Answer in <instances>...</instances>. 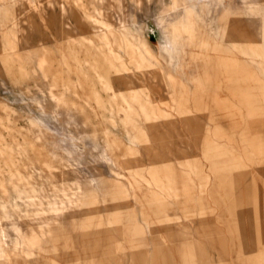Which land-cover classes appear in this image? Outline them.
Here are the masks:
<instances>
[{"label":"rangeland","instance_id":"1","mask_svg":"<svg viewBox=\"0 0 264 264\" xmlns=\"http://www.w3.org/2000/svg\"><path fill=\"white\" fill-rule=\"evenodd\" d=\"M173 5L0 0V264H264V0Z\"/></svg>","mask_w":264,"mask_h":264},{"label":"crops","instance_id":"2","mask_svg":"<svg viewBox=\"0 0 264 264\" xmlns=\"http://www.w3.org/2000/svg\"><path fill=\"white\" fill-rule=\"evenodd\" d=\"M161 4L163 5V12L164 13H169V12H172V11H175L174 9H172V7H174V5H173V0H169V2H168V4H166V3H164L163 2V0H161ZM183 17H186V15H185V13H184V15H183ZM187 18V17H186ZM183 29L181 30V32L185 35V38L184 39H186V40H188L189 38H188V35L190 36L191 34H192V29H193V27H192V24H188L187 22H183V27H182ZM189 31L190 30V32L189 33H186V31ZM163 38V37H162ZM190 40V39H189ZM169 45V43L168 42H164V40L163 39H161V41H160V45H159V48L161 47L162 49H164L166 46H168ZM186 45V44H185ZM162 69H164V67H163V65H157V66H155V68H154V73L155 74H158V76L160 77V78H163V76H162ZM153 70V69H152ZM151 72V71H150ZM164 72V71H163ZM153 73V72H152Z\"/></svg>","mask_w":264,"mask_h":264}]
</instances>
